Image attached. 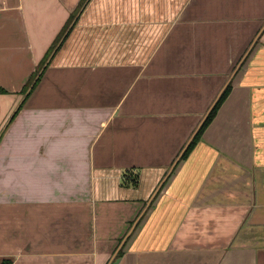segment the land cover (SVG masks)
I'll return each mask as SVG.
<instances>
[{
    "label": "crops",
    "instance_id": "1",
    "mask_svg": "<svg viewBox=\"0 0 264 264\" xmlns=\"http://www.w3.org/2000/svg\"><path fill=\"white\" fill-rule=\"evenodd\" d=\"M68 26L0 141V264H264V0H0V134Z\"/></svg>",
    "mask_w": 264,
    "mask_h": 264
},
{
    "label": "trees",
    "instance_id": "2",
    "mask_svg": "<svg viewBox=\"0 0 264 264\" xmlns=\"http://www.w3.org/2000/svg\"><path fill=\"white\" fill-rule=\"evenodd\" d=\"M70 26H68V28L63 31L64 33L61 35L59 41L56 43V45L52 48L53 50L51 51L50 55L47 57V59L51 56H54L55 54L59 51V48L62 44V42L65 40V38L68 36V34L70 33L69 29ZM69 29V30H68ZM68 31V32H67ZM53 56V57H54ZM52 57V58H53ZM51 58V59H52ZM50 59V61H51ZM49 61V63H50ZM243 61L240 63L239 67L236 69L239 70L240 66L242 65ZM44 65V64H43ZM49 65V64H48ZM46 68V67H45ZM43 69L40 72L36 73L31 81L30 84L28 85V87L24 90V97L22 98V102L20 103V105L18 106V108L14 111L12 118L4 125V127L1 130V134H0V140L4 134V131L7 129V127L13 122V119L17 116V113H19V111L23 108L24 104L26 103V101L28 100L29 96L31 95V93L33 92V90L36 88V86L38 85L41 77L44 75L45 70L47 69ZM36 82V83H35ZM232 80L230 82H228L225 86V88L220 92V95L218 96V98L216 99V101L214 102V104L211 106V108L209 109V113L207 114V116L202 120V122L199 124L197 130L195 131L193 137L191 138L188 146L183 150V152L180 153V155L176 158V161L174 162L173 165V169L176 168V166L178 165V163L186 158L191 151H193L194 147L198 144V142L200 141L203 133L208 129L209 124L214 120V118L217 116L220 107L223 105V103L225 102V100L228 98V96L230 95V91L232 88ZM130 173H127L124 175V179H123V187H129V186H137L138 185V175H129ZM168 176V175H167ZM122 247V246H121ZM120 251V250H119ZM120 254L121 252H117V254ZM115 254V256L117 255Z\"/></svg>",
    "mask_w": 264,
    "mask_h": 264
},
{
    "label": "rangeland",
    "instance_id": "3",
    "mask_svg": "<svg viewBox=\"0 0 264 264\" xmlns=\"http://www.w3.org/2000/svg\"><path fill=\"white\" fill-rule=\"evenodd\" d=\"M70 26H71V25H70ZM67 32H68V31H67ZM51 56H52V54H51ZM51 56H50L49 58H51ZM49 58L47 59V62H48ZM47 62H46V63H47ZM46 63H45V64H46ZM48 64H49V62L47 63V65H48ZM47 65H46V67H47ZM44 68H45V66L42 67L41 69H38V70L36 71V73L40 72V71L43 70ZM45 69H46V68H45ZM36 73H35V74H36ZM35 74H34V75H35ZM34 75H33V76H34ZM33 76H32V77H33ZM41 78H42V77H41ZM40 80H41V79H40ZM35 83H36V82H35ZM39 83H40V81H39ZM39 83H38V85H39ZM29 84H30V83H29ZM38 85H37V86H38ZM37 86H36V88H37ZM27 87H28V86H27ZM36 88H35V89H36ZM35 89H34V90H35ZM34 90H33V91H34ZM23 92H24V91H23ZM32 93H33V92H32ZM32 93H31V94H32ZM23 94H24V93H23ZM23 97H24V96H23ZM3 127H4V126H3ZM8 127H9V126H8ZM3 135H4V134H3ZM2 137H3V136H2ZM1 139H2V138H1ZM0 141H1V140H0Z\"/></svg>",
    "mask_w": 264,
    "mask_h": 264
},
{
    "label": "water",
    "instance_id": "4",
    "mask_svg": "<svg viewBox=\"0 0 264 264\" xmlns=\"http://www.w3.org/2000/svg\"><path fill=\"white\" fill-rule=\"evenodd\" d=\"M51 58H52V56H51ZM51 58H49L48 62L50 61ZM48 62H47V63H48ZM47 63H46L45 65H47ZM45 67H46V66H45ZM134 226H135V225H134ZM134 226H133V229H134ZM133 229H132V230H133ZM124 241H125V240H124Z\"/></svg>",
    "mask_w": 264,
    "mask_h": 264
}]
</instances>
